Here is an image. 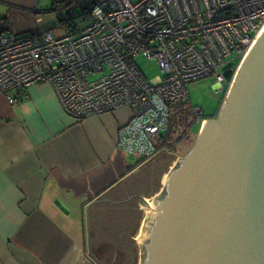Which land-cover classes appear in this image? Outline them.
Masks as SVG:
<instances>
[{"label":"built area","instance_id":"1","mask_svg":"<svg viewBox=\"0 0 264 264\" xmlns=\"http://www.w3.org/2000/svg\"><path fill=\"white\" fill-rule=\"evenodd\" d=\"M91 3L61 37L0 33V97L14 107L28 86L47 83L76 121L126 108L131 118L117 133V147L139 163L163 147L174 105L190 99L188 85L212 76L215 91L227 92L225 67L236 72L264 28V0ZM140 55L158 64L157 83L141 73L134 61ZM193 111L202 126L204 110Z\"/></svg>","mask_w":264,"mask_h":264},{"label":"crops","instance_id":"2","mask_svg":"<svg viewBox=\"0 0 264 264\" xmlns=\"http://www.w3.org/2000/svg\"><path fill=\"white\" fill-rule=\"evenodd\" d=\"M23 4L0 0V33L33 36L10 22ZM26 91L14 107L0 97V264H110L108 252L136 248L140 255L148 215L141 203L162 194L180 157L162 147L150 162L127 158L117 147L126 108L76 121L49 84Z\"/></svg>","mask_w":264,"mask_h":264},{"label":"water","instance_id":"3","mask_svg":"<svg viewBox=\"0 0 264 264\" xmlns=\"http://www.w3.org/2000/svg\"><path fill=\"white\" fill-rule=\"evenodd\" d=\"M245 55L160 197L142 196L140 264H264V28Z\"/></svg>","mask_w":264,"mask_h":264},{"label":"rangeland","instance_id":"4","mask_svg":"<svg viewBox=\"0 0 264 264\" xmlns=\"http://www.w3.org/2000/svg\"><path fill=\"white\" fill-rule=\"evenodd\" d=\"M23 1L29 4H23L21 5L22 7H20L21 9H16L17 13L11 16L10 22L11 25H23L24 29L30 31L28 34L33 36H36L38 33L46 34L48 32H53L55 36L61 37L68 29L67 27L72 26V24L76 25L81 23L85 17V15H82L80 5L76 0ZM35 6L37 10H33ZM134 61H136L141 73H143L150 82H158L161 72L155 61L145 58L142 55L136 56ZM235 66H237V63ZM214 80V77L211 76L207 79L189 84L188 92L190 94V99L186 101V103L174 105L175 115L172 118V125L167 131V134H165V140L162 144L163 149L169 151L173 156L186 157L197 144L196 142L201 128L200 124L197 123L191 127L190 132L187 133L188 135L178 142V139L183 136L179 131V128H181L180 123L184 121L187 124V122L195 120L193 110L196 107H200L204 110L205 118L207 119L216 118L218 116L227 93L226 89L216 92ZM180 117H183L184 120L180 121ZM131 206H134V203ZM143 213L146 214L147 210L144 209ZM143 213H141V215ZM137 254L139 255V250L136 248L133 251L121 253L108 252L105 257L110 264H122L123 260L127 261V264H140V258Z\"/></svg>","mask_w":264,"mask_h":264},{"label":"flooded vegetation","instance_id":"5","mask_svg":"<svg viewBox=\"0 0 264 264\" xmlns=\"http://www.w3.org/2000/svg\"><path fill=\"white\" fill-rule=\"evenodd\" d=\"M196 123L195 120H192L190 122H187V124L182 121V123H180L181 128H179V131L181 132V134H183V136L181 138L178 139V142L181 141L186 135H188L187 133L190 132L191 127ZM122 264H127V261L123 260Z\"/></svg>","mask_w":264,"mask_h":264},{"label":"trees","instance_id":"6","mask_svg":"<svg viewBox=\"0 0 264 264\" xmlns=\"http://www.w3.org/2000/svg\"><path fill=\"white\" fill-rule=\"evenodd\" d=\"M76 1L80 5V10L82 12V15L86 16L92 6L91 0H76Z\"/></svg>","mask_w":264,"mask_h":264}]
</instances>
